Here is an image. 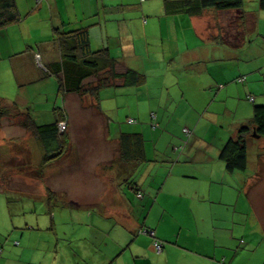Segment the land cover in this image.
<instances>
[{"label": "crops", "instance_id": "obj_1", "mask_svg": "<svg viewBox=\"0 0 264 264\" xmlns=\"http://www.w3.org/2000/svg\"><path fill=\"white\" fill-rule=\"evenodd\" d=\"M16 1L23 20L0 29V73L5 76L0 96L32 112L48 107L32 113L38 123L51 124L58 117L59 83L47 67L62 59L61 33L87 29L93 51L107 49L120 70L131 68L145 77L136 86L104 88L98 99L68 95L64 101L69 127L74 122L70 104L76 122L83 124L74 136L94 139L101 151L76 142L71 131L68 150L47 160L41 141L32 137V197L46 204L43 222L38 217L32 225L41 231L34 234L32 261L51 264L48 255L63 240L64 247L79 245L77 253L72 249V264H264V138L247 137L246 171L230 172L220 157L225 143L251 123L259 101L255 83L264 68L259 0H244L243 27L235 21L237 10L192 15L186 0ZM230 29L243 33L237 48L224 40ZM125 112L138 122H128L135 127L116 121ZM181 123L188 126L181 130ZM185 129L193 131L190 137ZM123 133L143 136V161H123ZM8 189L4 179L0 197ZM62 198L69 204L68 215L76 207L92 227L80 219L67 238L47 230L48 220L70 221V215L62 219L57 214ZM0 201V264H25L31 244L13 249L22 245V225L9 211L10 200ZM5 219L9 227L3 230ZM147 229L164 242L163 252L158 253ZM12 230L17 235H5ZM56 259L69 264L67 255Z\"/></svg>", "mask_w": 264, "mask_h": 264}, {"label": "trees", "instance_id": "obj_2", "mask_svg": "<svg viewBox=\"0 0 264 264\" xmlns=\"http://www.w3.org/2000/svg\"><path fill=\"white\" fill-rule=\"evenodd\" d=\"M184 4L187 13L192 15L200 14L206 9L217 11L237 10L239 13L235 21L240 24V27H243L246 23L245 14L241 12L244 0H186ZM259 4L264 10V0H259ZM22 20L16 0H0V29H5ZM232 32L230 29L224 40H227L230 46L237 48L241 45L243 33L242 31ZM58 41L62 51V59L47 67V71L58 80V97L62 100V107L55 109L58 111L55 122L45 125L40 124L34 119L29 108H24L16 102H7L3 97H0V129L2 122L8 119L15 126L38 137L47 152V160L57 159L68 150L66 149L68 133H62L59 127L61 122H67L64 101L68 95L89 96L98 99L100 91L104 88L118 85L132 87L139 85L145 78L143 74L131 68L120 70L118 61L111 56L109 50L93 51L90 46L88 30L85 28L61 33ZM238 81L244 82L245 78ZM251 98L254 97L251 96L250 101H252ZM252 102H255V98ZM153 126L157 127V123L154 122ZM188 130L190 131L188 137H190L193 131ZM184 131L187 134L186 129ZM249 135L264 138V104H254L251 123L241 126L237 135L230 138L222 147L220 157L226 162L227 169L230 172L246 171L248 169L250 140L247 137ZM144 143V138L139 133H123L120 137V150L123 161L133 163L143 161L145 157ZM157 240L161 241L155 238V243ZM161 242L164 250V242ZM19 243L17 241L16 244ZM161 252L158 251V253Z\"/></svg>", "mask_w": 264, "mask_h": 264}, {"label": "rangeland", "instance_id": "obj_3", "mask_svg": "<svg viewBox=\"0 0 264 264\" xmlns=\"http://www.w3.org/2000/svg\"><path fill=\"white\" fill-rule=\"evenodd\" d=\"M37 61H38V63L40 62L39 56H37ZM39 64L42 65L41 62ZM1 65H2V63H0V66ZM258 76L260 77V79H259V81H257V83H255V93H256L255 95L259 97V101L257 103L263 104L264 103L263 102L264 101L263 100L264 99V92H263L264 91V68L262 69L261 74L258 73ZM4 77H5L4 74L0 73V86L2 85V81H3ZM52 102L54 104V99ZM71 105L73 106L74 104L68 105V107L70 106L69 111H71L73 113V115H74L73 120L77 126H75L74 122H72V128H71V127H69L68 122L64 121L65 123H67V128H66V131H64L62 133L65 134L68 132L70 133L72 131L71 134L73 135V138H74V140H76V142L78 140V142H80L81 145H83V144L90 145L91 148H93V151L95 148L99 149L101 151V146L97 145L98 142L97 141H96L97 143L94 142V139L80 140L79 141L77 136H74L75 135L74 132H76L78 127L80 129V127L83 124L81 122V119H77V122H76L77 114H75L76 112H74L75 110H73L74 108ZM251 105L253 106V103H251ZM60 106L62 107V100L59 99L58 100V107H60ZM244 107L247 108V106H245V105H244ZM46 109H49V108L48 107L34 108V112H32V107H30L29 110L31 113L36 114L37 113L36 111H44ZM58 109H60V108H58ZM181 114L182 113H179L178 116H180L182 118L183 115H181ZM128 116H129V114L128 113L126 114V112H125V113H123V116L121 118H118V119L116 118V121L128 124V119H129ZM237 116H239V115L237 114ZM231 117L233 118V115ZM182 120H183V118H182ZM178 121H179V118H177V122ZM94 124H95V120L93 122L92 121L89 122L88 125L92 126ZM135 124H138V122H135ZM184 125L188 126V124L181 123L180 124L181 130H182ZM127 126L128 127L131 126L129 128V129H131L132 127H135L136 125L128 124ZM91 130H93V128H91ZM97 131L99 133L100 130H98V128H97ZM33 136L34 135L31 134L30 132L15 126L8 119H5L2 122V127L0 129V145H1V147H0V177L1 176L2 177L0 178L1 179L0 182L4 181V179H5V184H9V189L4 192V199L10 200V210L8 207H7V209L9 211H11L13 214H15V217L17 218L18 222L22 225V226L20 225L22 227V231L19 232V236L21 233H22V235L24 234V238L21 237L22 245L19 247H13V249L21 250V248H24L27 245L31 244L30 245L31 251L29 253H25L23 256V259H22L23 263H25V264H32V263L37 264L36 261H32V254H33L32 242H33V240L36 239V236H37L34 234H37V232H41V231L32 228V225L36 224L38 217H39V220L41 222H43V219L45 217V207H46V204L44 202H40V200H35V198L32 197V162L35 163V161L33 159L35 154L32 155V153L34 152L33 150L35 149L32 146V137ZM100 137L101 136L99 135V140H100ZM85 141H87V143H85ZM100 142H101V140H100ZM250 147L253 148L254 145H251ZM258 147H261V146H258ZM79 148H80V145H79ZM98 155H99V153H97L95 155V157ZM92 161H96V158H93ZM102 177H104V175H102ZM91 187H92V190L99 191L98 187H96V186H91ZM90 189L91 188H89V187L86 188V190H90ZM0 198L4 202V199L2 197H0ZM62 200L65 201V203L62 202V203L58 204L57 214L58 215L60 214L62 219L68 218L71 216L69 219L70 221H67V222L61 221L60 219H57L54 221L48 220L49 226H48L47 230L53 229L55 231H59V233H62L63 237H66L67 235H69V237H70L72 235L73 229H75V225L80 224L81 220H86L85 225H88L90 228L92 227V225H90V223H92V220H90L89 218H84V219L80 218V212H78L76 207H75V210L73 211V213H70L69 214L70 216H69L67 213V209H69V204H68V202H66L65 198H62ZM1 207H2V202L0 201V208ZM92 210H94L96 213L95 208H93ZM70 211H72V210H70ZM89 211H91V210H87L86 214H88ZM2 212H3L2 209H0V214H2ZM74 213L78 217H76L74 215ZM46 216L50 217V215H48V214H46ZM107 222L109 224V222L111 223L112 220H110V219L105 220V223H107ZM2 227H3V230L8 229L9 224H8L6 219L3 221ZM80 229H82V228H80ZM83 229H85V231L90 230L87 226H84ZM32 231H35V232H32ZM77 232H75V233L77 234ZM40 234H42V233H40ZM51 234H52V236H55L54 232H52ZM5 235H17V233L15 234L14 231L12 230L11 232H9L8 234H5ZM19 240H20V237H19ZM73 241H76V239ZM58 242L60 243V246H58V249L55 250V246H54L52 248V252L48 255V258H49L51 264H57V262H58V260L56 259L57 255L60 257V259H62L63 255H67V262H69V264L76 262V254L73 252L72 249H75L76 253H77V248L79 245L77 243H75L71 249L69 246L64 247L65 241L59 240ZM15 243H17V241ZM55 243H56V239L54 240V244ZM10 245H11V243H10ZM64 249L66 251H64ZM15 255L20 257L21 253L18 252ZM44 255H46V253H44ZM45 258H46V256L43 257V260H45Z\"/></svg>", "mask_w": 264, "mask_h": 264}, {"label": "built area", "instance_id": "obj_4", "mask_svg": "<svg viewBox=\"0 0 264 264\" xmlns=\"http://www.w3.org/2000/svg\"><path fill=\"white\" fill-rule=\"evenodd\" d=\"M142 2H145V1H147V0H141ZM251 100L252 101H254V98H251ZM152 117L154 118V119H156V115L153 113L152 114ZM128 122L129 123H134V122H136L134 119H128ZM59 127H60V131L61 132H64V131H66V128H67V123H65V122H61L60 124H59ZM186 132H187V135H188V133L190 132L188 129H186ZM140 196H141V194H140ZM145 233H148L149 235H151L152 237H155L156 238V232L154 231V230H151V229H148V230H146V231H144ZM155 245H156V248H157V250L159 251V252H161L162 250H163V244H162V242L161 241H156V243H155Z\"/></svg>", "mask_w": 264, "mask_h": 264}]
</instances>
